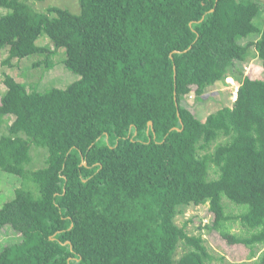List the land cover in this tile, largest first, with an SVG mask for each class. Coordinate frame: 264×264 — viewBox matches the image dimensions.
<instances>
[{"label": "trees", "instance_id": "16d2710c", "mask_svg": "<svg viewBox=\"0 0 264 264\" xmlns=\"http://www.w3.org/2000/svg\"><path fill=\"white\" fill-rule=\"evenodd\" d=\"M78 3L73 13L0 0L4 64L53 53L37 43L46 36L79 75L44 91L4 75L0 169L21 182L0 230L20 239L0 246V264H211L202 235L175 222L205 203L211 233L264 247V79L243 74L253 53L264 71V0ZM229 76L232 105L200 120L187 96ZM233 218L249 237L226 229Z\"/></svg>", "mask_w": 264, "mask_h": 264}, {"label": "rangeland", "instance_id": "374dc122", "mask_svg": "<svg viewBox=\"0 0 264 264\" xmlns=\"http://www.w3.org/2000/svg\"><path fill=\"white\" fill-rule=\"evenodd\" d=\"M28 2L41 11L46 10L50 6H59L67 8L73 13L79 12L78 0H28ZM3 12L5 10L0 7V14ZM261 15L264 17V6L261 9ZM37 43L54 52L50 54L47 52L33 54L19 59L12 58L9 63L4 64L8 52L6 48L0 49V93L6 88L3 83L5 73H9L16 80L23 82L28 90L35 89L38 91H44L51 87L63 88L79 78V75L73 73L64 65L66 54L63 48L54 50L52 42L46 36L39 38ZM47 54H49L48 58ZM47 60L52 62V67L47 66ZM243 65L244 75L256 79H264L261 61L256 54L253 53ZM237 87L238 82L233 77H228L225 82L209 86L199 100L195 99L193 93L189 94L186 98L188 107L203 121L209 113L224 106H231L236 97ZM1 132L2 130H0ZM31 152L33 156L32 162L34 166H38L43 161V152L36 149L31 150ZM26 166L28 167L27 164ZM20 182L21 178L19 176L0 169V208L5 202L14 197L15 189L19 187ZM223 199L227 198L223 197ZM225 205L228 214L236 215L242 211V208L230 201H225ZM210 220L211 215L208 213V203L191 204L175 217V222L178 225L181 226L185 223V229L190 234L202 235L204 244L212 256L211 264H255L264 248L262 245L253 244L252 246H247L243 243H229L226 239L221 238L218 233H211L207 229ZM226 229L232 234L243 237H249L252 232L242 225L238 219L234 218L226 221ZM19 239V233L14 232L9 227L5 230H0V246ZM183 252L184 247L180 245L177 249L176 258Z\"/></svg>", "mask_w": 264, "mask_h": 264}, {"label": "water", "instance_id": "95a60500", "mask_svg": "<svg viewBox=\"0 0 264 264\" xmlns=\"http://www.w3.org/2000/svg\"><path fill=\"white\" fill-rule=\"evenodd\" d=\"M213 10V9H212ZM174 52H178L177 50H175ZM175 95V94H174ZM148 126L151 127L152 126V121H148ZM174 129V128H173ZM83 164H85V161H83ZM67 243V242H66Z\"/></svg>", "mask_w": 264, "mask_h": 264}, {"label": "crops", "instance_id": "0c3cea01", "mask_svg": "<svg viewBox=\"0 0 264 264\" xmlns=\"http://www.w3.org/2000/svg\"><path fill=\"white\" fill-rule=\"evenodd\" d=\"M229 77H231V76H229ZM226 79H228V77H227ZM235 98H236V97H235Z\"/></svg>", "mask_w": 264, "mask_h": 264}]
</instances>
